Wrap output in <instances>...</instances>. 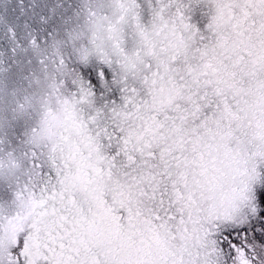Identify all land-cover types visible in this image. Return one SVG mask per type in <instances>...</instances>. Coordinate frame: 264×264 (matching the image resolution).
Here are the masks:
<instances>
[{
	"label": "snow or ice",
	"instance_id": "obj_1",
	"mask_svg": "<svg viewBox=\"0 0 264 264\" xmlns=\"http://www.w3.org/2000/svg\"><path fill=\"white\" fill-rule=\"evenodd\" d=\"M0 264H264V0H0Z\"/></svg>",
	"mask_w": 264,
	"mask_h": 264
}]
</instances>
